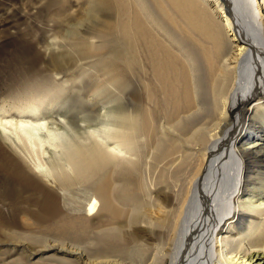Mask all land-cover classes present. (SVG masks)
Wrapping results in <instances>:
<instances>
[{"label": "bare ground", "instance_id": "6f19581e", "mask_svg": "<svg viewBox=\"0 0 264 264\" xmlns=\"http://www.w3.org/2000/svg\"><path fill=\"white\" fill-rule=\"evenodd\" d=\"M147 1L113 0L127 62L151 72L149 106L119 115L114 138L65 153L99 208L95 198L68 214L56 191L74 180L26 150V127L44 123L0 117L1 147L14 151H0V236L46 241L29 250H56V264H264V0H151L166 34ZM141 118L145 167L123 151Z\"/></svg>", "mask_w": 264, "mask_h": 264}, {"label": "rangeland", "instance_id": "374dc122", "mask_svg": "<svg viewBox=\"0 0 264 264\" xmlns=\"http://www.w3.org/2000/svg\"><path fill=\"white\" fill-rule=\"evenodd\" d=\"M149 2L158 31L166 34V23ZM121 20L113 0H0V117L44 123L26 127L32 135L26 150L44 167L58 166L74 180L56 191L71 215L97 197L94 181L75 178L65 155L68 145L102 144L120 131L119 115H135L149 106L143 86L152 75L145 60L139 74L127 62L132 49L120 34ZM34 109L38 115L29 116ZM139 120L133 148L124 146L123 151L145 167L151 147L142 118ZM20 129L25 127L10 128L12 133ZM3 150L13 151L0 144ZM0 209L7 214L2 204ZM16 216L12 211L6 220L18 223ZM90 219L95 222L97 215ZM81 239L86 243L83 237L76 241L75 236L77 243ZM45 243L36 238L0 236V264H56L47 260L61 255L56 250L38 255L29 250Z\"/></svg>", "mask_w": 264, "mask_h": 264}]
</instances>
